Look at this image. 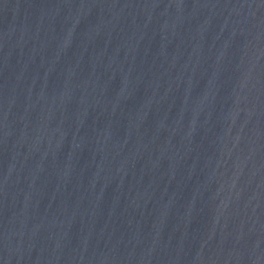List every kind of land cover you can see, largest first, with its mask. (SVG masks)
Instances as JSON below:
<instances>
[{
  "label": "water",
  "instance_id": "water-1",
  "mask_svg": "<svg viewBox=\"0 0 264 264\" xmlns=\"http://www.w3.org/2000/svg\"><path fill=\"white\" fill-rule=\"evenodd\" d=\"M0 264H264V0H0Z\"/></svg>",
  "mask_w": 264,
  "mask_h": 264
}]
</instances>
